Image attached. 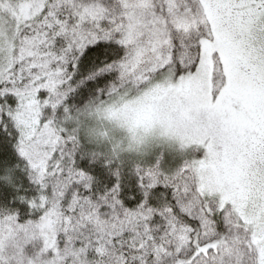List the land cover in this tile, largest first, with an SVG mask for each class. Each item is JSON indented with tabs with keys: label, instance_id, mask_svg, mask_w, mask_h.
Here are the masks:
<instances>
[{
	"label": "snow or ice",
	"instance_id": "6c2138e0",
	"mask_svg": "<svg viewBox=\"0 0 264 264\" xmlns=\"http://www.w3.org/2000/svg\"><path fill=\"white\" fill-rule=\"evenodd\" d=\"M0 264H264V0H0Z\"/></svg>",
	"mask_w": 264,
	"mask_h": 264
}]
</instances>
